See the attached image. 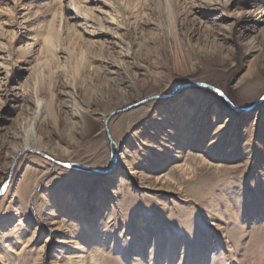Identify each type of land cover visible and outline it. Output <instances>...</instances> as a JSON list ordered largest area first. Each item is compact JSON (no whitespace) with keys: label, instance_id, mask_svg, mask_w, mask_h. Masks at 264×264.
<instances>
[{"label":"rangeland","instance_id":"obj_1","mask_svg":"<svg viewBox=\"0 0 264 264\" xmlns=\"http://www.w3.org/2000/svg\"><path fill=\"white\" fill-rule=\"evenodd\" d=\"M214 3L0 0V264H264V0Z\"/></svg>","mask_w":264,"mask_h":264},{"label":"bare ground","instance_id":"obj_2","mask_svg":"<svg viewBox=\"0 0 264 264\" xmlns=\"http://www.w3.org/2000/svg\"><path fill=\"white\" fill-rule=\"evenodd\" d=\"M64 0H60V3H61V6L59 7V9L57 10L56 12V17H55V14H54V17L55 19H53L54 22H56L58 20V26H56V24L54 25V22H53V25L54 26H51L53 27L54 30H51V31H48V33L44 36V42L47 44L46 46H53L56 42V37L54 36L53 31H61V27L66 25L67 26H70V27H73V29L76 27H79L78 31L80 32V35H83V34H88L90 35L92 38H93V42H97L96 38H98V35H100L99 32H97L95 29H94V26L96 27V21L95 18L92 16V14L94 12H91L90 10H93V9H89L86 8V6H84L83 4L85 2H89L90 0H69V5L66 6L64 4H62ZM214 4L213 5H207V6H203L201 7V10L204 12V13H201V12H198L200 13V17H198V20L199 22L203 25L205 23H208V18L212 19L210 16L213 15L214 11L215 10H218V9H224L225 6L227 5L224 0H214ZM105 5H108V4H105ZM196 6V5H195ZM108 7V6H107ZM110 7V5H109ZM198 7V6H197ZM192 8V6H191ZM200 8V7H199ZM86 9V10H85ZM51 10V9H50ZM53 10V9H52ZM84 10V11H83ZM95 10V9H94ZM96 11V10H95ZM222 11V10H221ZM224 11V10H223ZM55 12V10H54ZM52 12V13H54ZM99 18V17H98ZM57 19V20H56ZM97 19V18H96ZM100 21V20H99ZM98 21V22H99ZM211 22V21H209ZM5 24V23H4ZM214 24V23H213ZM7 25V24H6ZM207 25V24H206ZM2 26V25H1ZM51 27H49L51 29ZM4 27L2 26V29H1V33L2 35L4 34ZM49 29V30H50ZM76 34H77V31H76ZM43 36V35H42ZM37 41V40H36ZM35 41V42H36ZM99 41V40H98ZM4 45V44H3ZM5 47V46H4ZM33 47V45L31 46ZM31 47H30V50H31ZM39 47V46H38ZM36 49V48H35ZM29 50V52H31ZM41 50V49H40ZM43 50V48H42ZM39 51V50H38ZM41 52V51H40ZM30 54V53H29ZM2 83H0V86ZM4 85V84H3ZM3 87V86H2ZM13 87L7 85V87L5 88V91H7V93H9L10 91H12ZM39 101V100H38ZM39 105L42 104L41 101L38 102ZM40 107V106H39ZM37 144V143H36ZM32 146L29 144V143H26L25 145V149L26 148H31ZM24 148H22L23 150ZM38 149V148H37ZM13 155L10 156V158H12V162L15 160V158L17 157L16 156V152H13L12 153ZM136 173V172H134Z\"/></svg>","mask_w":264,"mask_h":264},{"label":"water","instance_id":"obj_3","mask_svg":"<svg viewBox=\"0 0 264 264\" xmlns=\"http://www.w3.org/2000/svg\"><path fill=\"white\" fill-rule=\"evenodd\" d=\"M195 85H202V86H204V87H207V88H209V89H211V90H213V91H215L216 93H218L220 96H222L224 99H226L227 101H228V103L234 108V109H242V108H237V107H235L231 102H230V100L228 99V97L222 92V91H220L218 88H216V87H214V86H212V85H209V84H205V83H200V84H195ZM264 100V95H263V97H262V99L260 100V101H263ZM146 100H143V101H141V102H139V103H136V104H133V105H131V106H128V107H126V108H123V109H119V110H116V111H114V112H112V113H110V115L106 118V120H105V128H106V131H107V133L110 135V130H109V127H108V122L110 121V119H111V117L113 116V115H115V114H117V113H121V112H124V111H126V110H128V109H130V108H132V107H134V106H137L138 104H142L143 102H145ZM259 103V102H258ZM258 103H256V104H254L253 106H251V107H249V108H246V109H244V110H249V109H252V108H254L256 105H258ZM46 157L47 158H50V156H47L46 155Z\"/></svg>","mask_w":264,"mask_h":264},{"label":"snow or ice","instance_id":"obj_4","mask_svg":"<svg viewBox=\"0 0 264 264\" xmlns=\"http://www.w3.org/2000/svg\"><path fill=\"white\" fill-rule=\"evenodd\" d=\"M224 2H225L226 4H232L233 7H235L236 4L239 2V0H235V2H234V0H224Z\"/></svg>","mask_w":264,"mask_h":264}]
</instances>
